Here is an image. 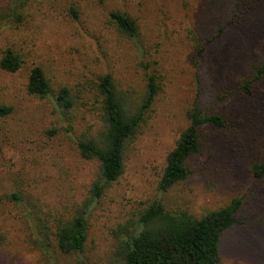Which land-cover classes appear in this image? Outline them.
<instances>
[{"label":"rangeland","instance_id":"1","mask_svg":"<svg viewBox=\"0 0 264 264\" xmlns=\"http://www.w3.org/2000/svg\"><path fill=\"white\" fill-rule=\"evenodd\" d=\"M72 1H33L28 24L16 31L0 24V51L14 42L24 49L27 63L43 64L53 83H85L86 98L102 71L124 87L138 88L143 75L155 70L162 90L126 154L123 175L92 212L83 253L64 257L44 251L26 238L17 215L6 213L0 216V264H117L114 230L140 203L160 198L167 209L187 208L200 216L237 196L243 199L240 224L223 235L220 264H264V177L249 173L253 162L264 160V82L246 94L240 89L243 68L226 72L204 66L194 46L203 43L200 32L210 25L205 16L212 9L206 8V0H185L186 5L184 0H74L79 6L75 19L69 13ZM113 10L136 20V43L111 23L108 13ZM255 29V35L236 30L227 39L224 59L245 43L248 56L255 59L264 49V25ZM26 75V68L16 74L0 71V101L13 107L9 117L0 119V181L6 185L14 176L22 180L25 166L35 168L31 159L46 156L47 189L40 196L38 188L36 194L48 207L58 208L71 196L78 201L84 195L95 168L78 156L72 135L62 132L66 122L59 112L25 93ZM194 103L209 114L226 113L227 126L203 130L200 152L187 161L190 176L160 194L157 185L166 155L186 127L185 113ZM78 114L81 118L83 111ZM83 121L75 120V128L81 130ZM53 128L57 135L48 137L45 132Z\"/></svg>","mask_w":264,"mask_h":264},{"label":"trees","instance_id":"2","mask_svg":"<svg viewBox=\"0 0 264 264\" xmlns=\"http://www.w3.org/2000/svg\"><path fill=\"white\" fill-rule=\"evenodd\" d=\"M33 1L37 0H0V24L6 30L15 31L20 25L28 24L32 20ZM183 4L187 2L184 0ZM208 6L212 11H208L205 18L210 25L200 32L203 43L194 48L202 56L204 66L211 71L220 68L228 72L229 68H243L240 89L249 94L251 89L264 82V49L255 59L248 56L249 43L239 46L234 54L229 51L226 59L222 52L228 46L227 39L233 37L236 30L245 28L253 35L257 34L255 28L264 25V0H206V8ZM78 9L73 0L69 7L73 19L78 17ZM108 18L122 36L136 43L137 23L129 13L113 10L108 13ZM23 51L10 41L0 51V71L16 74L26 68L25 93L48 101L55 112H59V117L66 122L60 126L62 132L72 135L69 139L76 153L82 160L93 164L95 170L86 192L78 201L71 196L65 204L53 208L36 194L38 188L41 189L40 196L47 189L50 161L46 156L41 161L32 158L31 164L35 168L25 166L27 174L22 180L14 176L6 185L0 181V216L16 214L27 232L26 238L39 244L44 251L50 249L51 253L64 257L80 256L95 206L123 175L126 154L149 120L162 90L161 76L153 70L143 75L138 88L124 87L110 72L102 71L97 73L86 98L85 83H53L43 64L37 61L27 63ZM153 64L157 65L155 61ZM80 110L83 111L81 118ZM12 113V105L0 101V119ZM185 115L187 125L165 158L157 185L160 194L190 176L187 161L200 152L205 128L227 126L226 113L209 114L195 103ZM77 119L84 120L81 130L75 128ZM45 134L54 137L57 130L53 128ZM249 173L257 179L264 177V160L253 162ZM242 208L243 199L239 196L200 216L187 208L167 209L160 198L147 204L140 203L114 230L119 256L117 264H220L222 237L227 230L240 224Z\"/></svg>","mask_w":264,"mask_h":264}]
</instances>
